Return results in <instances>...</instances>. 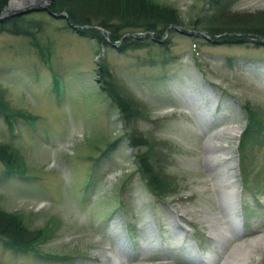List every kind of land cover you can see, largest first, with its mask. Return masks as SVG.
Listing matches in <instances>:
<instances>
[{
  "label": "rangeland",
  "instance_id": "obj_1",
  "mask_svg": "<svg viewBox=\"0 0 264 264\" xmlns=\"http://www.w3.org/2000/svg\"><path fill=\"white\" fill-rule=\"evenodd\" d=\"M154 1L176 9L182 26L160 43L146 37L124 49L81 37L62 16L50 15L52 0L7 11L9 0L0 11L5 19L38 21L37 39L50 46L53 68L41 65L31 39L0 31V87L13 109L38 117L16 120V135L0 116V143H12L27 167L24 176L8 178L0 164V207L23 214L34 232L54 219L58 226L39 248L67 256L36 260L0 244V264H228L234 247L252 240H260L254 256L237 264H264V44L207 39L203 27L213 11L203 0ZM225 5L235 13L264 12V0ZM103 61L143 115L124 132L156 142L166 160L176 193L163 201L137 173L134 154L144 149L132 151L125 136L102 154L124 128L98 90ZM247 103L263 128L240 157ZM225 128L239 132L219 134ZM235 187L244 223L234 196L225 207Z\"/></svg>",
  "mask_w": 264,
  "mask_h": 264
},
{
  "label": "trees",
  "instance_id": "obj_2",
  "mask_svg": "<svg viewBox=\"0 0 264 264\" xmlns=\"http://www.w3.org/2000/svg\"><path fill=\"white\" fill-rule=\"evenodd\" d=\"M9 0H0V11L7 5ZM11 1V0H10ZM226 0H203L204 5L213 11L209 17H205L207 25L203 31L210 40L224 44H243L245 39L260 40L264 38V12L255 14L235 13L225 5ZM49 9L54 14L66 13L69 21L76 25L75 32L81 37H90L103 48L109 44H116L125 35L150 33L161 40L166 36L167 30L175 32L174 27H181L182 21L176 9L156 3L154 0H52ZM23 15L15 16L0 21V31L8 32L15 36H23L31 39L32 46L42 66L53 73L50 46L42 45L36 32H41V26L35 19H28ZM196 25H202L197 18ZM68 29L70 27L67 26ZM100 28L104 35L97 30ZM39 34V33H38ZM119 49L138 48L142 41L136 38L125 37ZM257 44V43H256ZM260 45V44H257ZM168 47V45L165 44ZM166 48V47H164ZM167 50V49H166ZM99 81L98 90L108 101L109 106L119 111L124 126L122 138L106 145L102 150L105 156L117 147L118 142L126 136L132 151L144 149L134 154L137 173L145 182L150 194L158 201L165 200L173 195L174 180L166 170V160L160 156L158 144L151 141L136 131L126 133V125L138 117H143L138 104L127 93L111 72L108 64L103 61L96 66ZM57 91H60L56 76ZM246 115V125L239 140V156L255 135L263 128V121L259 112L249 103L242 106ZM0 116L6 122L9 130L17 135L18 127L16 120H37L38 117L31 115L22 109H13L5 98V92L0 87ZM163 150L167 145H162ZM0 164L6 177L24 176L27 167L21 153L12 143H0ZM242 171V170H241ZM242 175V174H241ZM243 180V176H242ZM244 181V180H243ZM54 219L50 218L45 225L37 231H32L25 223L24 215L19 212L9 213L0 207V244L3 248L19 255L35 256L37 259L58 260L67 256L53 255L39 248L40 244L50 238L56 229ZM39 257V258H38Z\"/></svg>",
  "mask_w": 264,
  "mask_h": 264
},
{
  "label": "bare ground",
  "instance_id": "obj_3",
  "mask_svg": "<svg viewBox=\"0 0 264 264\" xmlns=\"http://www.w3.org/2000/svg\"><path fill=\"white\" fill-rule=\"evenodd\" d=\"M48 0H11L9 7L6 9L7 11H12V10H18L24 6H29V5H35V4H43L46 3ZM25 8V7H24ZM204 105V104H203ZM225 131H230L234 132L237 134L239 131L231 128H225L219 132H225ZM219 137V136H218ZM208 151H215L216 148L213 146H207ZM227 194V193H226ZM239 194V190L237 187L233 189L232 195L229 194L228 197L225 198L224 203L225 207H230V205L234 202V198L237 197ZM234 196V198H233ZM236 199V198H235ZM238 199V198H237ZM236 199V204H238V200ZM233 200V201H232ZM232 202V203H231ZM209 217V216H208ZM230 223V222H229ZM233 229V228H232ZM215 234V233H214ZM223 234V232H222ZM217 236V235H216ZM220 236V234L218 235ZM224 236V235H223ZM220 238V237H219ZM223 238V237H221ZM228 238V237H227ZM260 240H252L251 242L247 244H237L234 249L231 251V253L228 256V264H237L239 257L242 259L244 258L245 260H250L254 256V249L258 246ZM223 242V241H222ZM226 242V241H225ZM228 243V241H227ZM261 243V242H260ZM257 245V246H256Z\"/></svg>",
  "mask_w": 264,
  "mask_h": 264
},
{
  "label": "water",
  "instance_id": "obj_4",
  "mask_svg": "<svg viewBox=\"0 0 264 264\" xmlns=\"http://www.w3.org/2000/svg\"><path fill=\"white\" fill-rule=\"evenodd\" d=\"M22 13V12H21ZM20 12L19 13H17V14H21ZM15 13H12L11 15H14ZM16 15V14H15ZM50 15H52L53 17H60V16H62V18L63 19H65L66 20V22H67V24H68V26H70L72 29H76L77 30V27H76V25H73L70 21H69V19H68V16H67V14L66 13H60V14H58V15H55V14H51L50 13ZM9 15L6 13V11H3V12H1L0 13V21L1 20H3V19H5L6 17H8ZM169 33V31L167 30V34ZM150 37H151V40L152 41H156V39L153 37V36H151L150 34H148ZM127 38V37H135L136 39H138L139 41H143L145 38H146V35H143V36H139V37H136V36H134L133 34H128V35H126V36H124L122 39H121V41L124 39V38ZM121 41H119V43H121ZM156 42H158V43H160L161 41H156Z\"/></svg>",
  "mask_w": 264,
  "mask_h": 264
}]
</instances>
